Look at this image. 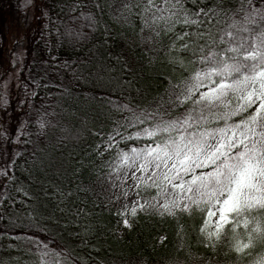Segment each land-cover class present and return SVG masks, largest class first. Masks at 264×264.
<instances>
[{
    "label": "trees",
    "instance_id": "obj_1",
    "mask_svg": "<svg viewBox=\"0 0 264 264\" xmlns=\"http://www.w3.org/2000/svg\"><path fill=\"white\" fill-rule=\"evenodd\" d=\"M128 1L120 21L111 14L117 0H25L23 7L10 0L16 13L35 11L31 39L42 62L31 58V66L19 67L24 126L17 135L0 136V264H241L228 252L227 240L216 252L205 247L199 213L161 217L138 210L125 227L116 197L127 192L134 202L143 201L130 177L125 185L131 187L118 180L113 186L108 163L125 145L148 142L115 136L147 126L129 128L131 112L122 106L169 116L191 106L168 103L193 68L187 63L192 48L170 51L176 35L191 32L188 39L199 40L197 31L216 32L233 22L232 31H260L264 0H181L189 19L203 26L183 23L181 13L170 32L163 24L153 26L159 36L136 18L145 0ZM201 8L213 10L209 19L215 23L191 15ZM246 15L257 23L245 21ZM108 134L117 141L112 148L106 146ZM141 196L150 193L141 190ZM238 231L243 234V226ZM242 260L247 264L249 257Z\"/></svg>",
    "mask_w": 264,
    "mask_h": 264
},
{
    "label": "snow or ice",
    "instance_id": "obj_2",
    "mask_svg": "<svg viewBox=\"0 0 264 264\" xmlns=\"http://www.w3.org/2000/svg\"><path fill=\"white\" fill-rule=\"evenodd\" d=\"M148 13L151 15L145 19ZM181 13L183 23L203 26L199 19H189L181 0H146L140 15L145 26L159 36L153 26L163 24L170 32L181 22ZM212 14V9L203 8L191 13L204 16L203 23H215L209 19ZM245 21L257 23L247 15ZM235 27L233 22L216 32L197 31L199 40H189L191 32L176 35L170 51L192 48L193 59L187 63L193 68L180 82L181 91L173 92L168 103L176 109L191 106L177 116L122 106L131 112L125 120L129 128L147 126L127 137L115 131V136L120 140L146 137L148 142L143 147L125 145L126 150L120 149L108 163V177L114 187L117 180L121 185L129 177L133 180L143 203L133 202L132 216L138 210L161 217L199 213L205 247L216 252L217 245L227 240L228 252L236 253L241 264L244 256L249 257L247 264H264V252L256 251L264 250V23L258 24L260 31L248 27L232 31ZM116 144L113 134H108L107 148ZM141 190L150 193V198L141 196ZM126 214L127 209L118 213ZM123 223L127 226L129 220L125 218ZM241 226L243 234L238 231Z\"/></svg>",
    "mask_w": 264,
    "mask_h": 264
},
{
    "label": "rangeland",
    "instance_id": "obj_3",
    "mask_svg": "<svg viewBox=\"0 0 264 264\" xmlns=\"http://www.w3.org/2000/svg\"><path fill=\"white\" fill-rule=\"evenodd\" d=\"M116 1V0H115ZM128 0H117L115 6L112 8L111 14L115 19L122 21L124 12L128 11L124 5H128ZM146 3V0H145ZM25 0H20V6L23 7ZM137 8V7H136ZM136 8H134L136 10ZM143 6L138 11L141 12ZM15 12L10 8V0H0V117L2 128L0 136L4 133L8 135H17L21 133L24 126V114L19 108V102L22 100L18 95V70L23 65L31 66V58L35 61L42 62L40 58L41 52L37 44L31 39V33L34 28L33 18L35 11L33 9L18 10ZM21 11V12H20ZM137 12V11H136ZM132 15V14H131ZM151 13L145 15V19L150 17ZM141 15H136L137 17ZM142 20V19H141ZM144 23V21L142 20ZM135 199L123 194L116 197L114 204L122 210V213H127L125 216L121 215L122 224L123 219L131 222V209ZM122 233V230H119Z\"/></svg>",
    "mask_w": 264,
    "mask_h": 264
}]
</instances>
